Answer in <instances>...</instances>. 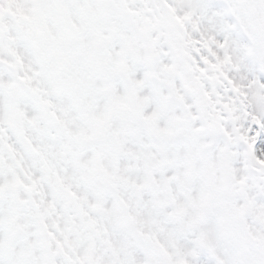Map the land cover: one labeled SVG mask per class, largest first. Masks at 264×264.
Returning a JSON list of instances; mask_svg holds the SVG:
<instances>
[{"label":"snow or ice","instance_id":"obj_1","mask_svg":"<svg viewBox=\"0 0 264 264\" xmlns=\"http://www.w3.org/2000/svg\"><path fill=\"white\" fill-rule=\"evenodd\" d=\"M0 264H264V0H0Z\"/></svg>","mask_w":264,"mask_h":264}]
</instances>
